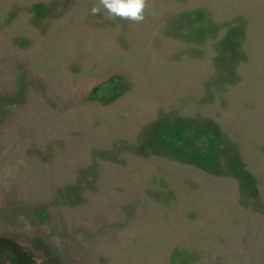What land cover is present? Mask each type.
Segmentation results:
<instances>
[{"label": "rangeland", "instance_id": "374dc122", "mask_svg": "<svg viewBox=\"0 0 264 264\" xmlns=\"http://www.w3.org/2000/svg\"><path fill=\"white\" fill-rule=\"evenodd\" d=\"M0 0V264H264V0Z\"/></svg>", "mask_w": 264, "mask_h": 264}, {"label": "clouds", "instance_id": "9594fccd", "mask_svg": "<svg viewBox=\"0 0 264 264\" xmlns=\"http://www.w3.org/2000/svg\"><path fill=\"white\" fill-rule=\"evenodd\" d=\"M106 10L110 17L142 23L149 10L148 0H98V4L91 9L92 14Z\"/></svg>", "mask_w": 264, "mask_h": 264}]
</instances>
